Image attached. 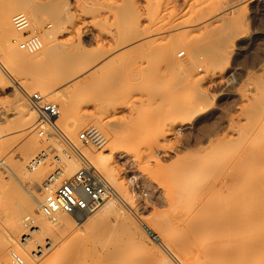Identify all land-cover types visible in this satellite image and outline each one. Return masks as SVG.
Here are the masks:
<instances>
[{"label":"rangeland","instance_id":"1","mask_svg":"<svg viewBox=\"0 0 264 264\" xmlns=\"http://www.w3.org/2000/svg\"><path fill=\"white\" fill-rule=\"evenodd\" d=\"M22 1L25 0H0V9L8 3H14L16 8L18 7L11 17L9 35L8 33L4 35L0 28V216L2 214L0 232H4L0 235L9 243L6 257L9 258L10 264L12 262L10 251L15 250L14 244L21 239L19 238L21 236L10 237L7 234L9 226L8 224L5 226V223H8V220L3 218L5 216L10 218V215L5 213L7 209L9 210L8 202L12 198L10 192L13 186L17 185L19 193L15 195L20 200L26 194H31L29 196L34 199L36 195L34 191L41 196L40 185L53 170V160L50 159L35 171L29 169L30 160L49 144H53L57 149L56 154L63 156L61 136L52 139L42 137L31 125L37 121L36 119L29 124L31 127L19 120L21 117L18 114H21L22 103H28L29 109H32L29 102L30 95L27 93H36L39 90L36 89L39 83L49 85L47 94L43 91L41 93L59 105L61 116L58 122L61 126L59 123L58 125L62 127L64 124L66 128L72 129L69 131L66 129L72 135H68L65 127L64 133L61 134L65 136L64 134L67 133L73 141L77 140L78 144L75 142L78 145L77 149L102 172L115 193L122 199L116 202V207L110 213L111 216L105 217L106 220L103 221L106 223L113 221L114 224L119 221L116 224L122 223L127 225L126 227H131L129 231L134 234L136 241L132 242L140 247L141 241L149 248L145 250L146 246L143 244L145 249L141 245L142 250L136 245L138 249L134 253L142 250L143 254L142 251L138 254L142 255L144 260L156 257L150 262L177 264L176 260L180 258L181 261L186 260L189 264H197L196 259L199 257L202 261L203 259L206 261L207 259L204 258L206 253L203 252L205 248H201L199 254L200 246L197 244L187 243L190 245L189 251L186 250L187 247L183 250H181L182 246L178 248L180 243H176L178 245L174 243L172 247L165 246L162 239L163 232L158 223L167 220L179 212V209L183 212H187L186 210L193 212L202 203L211 208L219 203L221 207L229 206L233 197L227 192L232 188L242 191L241 202L244 207H252L257 198L252 193H244L248 189L245 180L232 182L231 177L238 176L242 179L258 173L264 174V0H179L178 2L174 0L176 4L173 15H176L177 18L174 19L177 20L172 21L174 23L180 19V22L188 21L186 23L189 26L183 23L179 27L180 30L178 29L179 33L173 32L174 34L167 35L166 39L159 40L162 44L168 43L167 48L164 49L165 54H162L161 45H158L152 37L149 39L152 42L148 41L150 43L138 47L140 50L136 48L131 51L128 46L130 50L128 53L126 44L127 39L131 37L130 32H126L128 21H123L121 16L120 20L121 13L118 14L120 9H124V1L26 0L42 10L41 20L34 19L29 11H24L21 8ZM138 1L143 5L140 6L142 14H149L147 17L139 13L143 24V27H140L144 28L148 18L152 20L147 21L149 24L146 25H153V19H158V16L156 17L150 8V11H147L148 0ZM66 9L69 10L70 16L65 19L61 17L59 20L50 16L56 11L59 13L62 10L67 11ZM20 12L29 17L30 24L32 23V28L35 30L28 28V33L38 34L44 45L47 41L45 38L51 34H54L59 42L51 58L27 68L16 66L7 58L6 45L9 39L11 41L15 39L13 42L16 43L15 46L25 51L19 47L24 33L17 28L14 21L15 16ZM172 18L173 16L170 17ZM137 27L136 29L133 27L131 31L141 30ZM150 28L149 26L144 28L146 29H143L144 33L147 34ZM143 31H139V34ZM150 33L148 32L147 35ZM155 46L160 47L158 51H155L158 49ZM24 53L33 55L27 51ZM134 56L136 58L131 61ZM125 67L127 71L124 70ZM88 69L92 72L90 77L86 76ZM118 71H121V75ZM114 76L116 78L118 76V81ZM21 82L28 83L25 84L29 87L28 92L24 91L23 88L27 87ZM64 99L71 102V114L67 117L63 116L62 112ZM35 115L38 116L37 112ZM47 128L49 132H53V128L48 126ZM87 128L95 129L102 136L101 147L81 144L78 136ZM54 129V133L59 131L55 127ZM115 132L118 137L114 136ZM96 156L104 158L105 169L97 166V162L93 159ZM15 164L18 166L16 172L13 170ZM67 164L65 169H71L68 172L72 174L81 165V159L73 156L71 160H67ZM110 176L116 182L111 181ZM223 181L227 182V186L231 189L222 190L220 187ZM38 182L40 185L35 187L33 184ZM210 185L211 189L205 191ZM31 191L33 193H30ZM191 191L195 193V196L190 195L195 197L193 199L196 202L193 204L185 201V195ZM113 199L116 197L109 201ZM104 205L106 203L90 215H81L80 220L77 219L72 224L73 227H68V230L66 227L63 228L67 233L63 229L61 231L54 229L53 235L47 233L43 238L42 235L34 234L36 227L24 224L25 217L28 215L36 217L38 226L57 222H51L49 218L37 216L33 212H26L20 220L24 228L21 235L26 240H31L33 236L40 240L33 250L31 249L32 256L37 261L35 264H47V261L51 262L54 259L51 258L54 256L57 258L58 255L62 258V253L67 250L68 244L70 246L65 254L73 247L77 250L88 249V254L91 255L94 253L89 250H99L98 245L102 244L104 248L106 239L104 243L101 237L95 240L92 233L95 230L88 223L98 217ZM180 228L182 231L185 230L184 226L180 225ZM115 234H112L113 238ZM109 235L111 236V233L107 236ZM105 236L102 238L107 237ZM45 238L48 239L46 240L48 243L44 241ZM107 238L111 240V237ZM113 238V241L118 239ZM70 239L74 244L69 242ZM48 244L49 247L54 246V249L48 250L49 253L43 257L35 258L34 251L37 252L40 247H48ZM63 249L65 250L62 251ZM149 250L152 257L149 255ZM100 251L99 254H103V249ZM145 252L151 258L146 256ZM86 254L84 251L82 264H85V261L88 264L89 261H93L90 259L92 256L89 258ZM99 254L93 256L96 262L100 257ZM22 255L25 257L24 254ZM96 256L99 257L95 259Z\"/></svg>","mask_w":264,"mask_h":264},{"label":"bare ground","instance_id":"2","mask_svg":"<svg viewBox=\"0 0 264 264\" xmlns=\"http://www.w3.org/2000/svg\"><path fill=\"white\" fill-rule=\"evenodd\" d=\"M121 1L122 2L124 1L123 2L124 3L123 5H125V6H124V9H120V11L118 13V14L121 13L119 15V19H120V16H121V18H122L123 21L124 20H127L128 21V24L126 23L127 21L125 22L127 24L126 25L127 27L125 26L126 27V32L127 31L130 32V35H131V37H129V35L127 36V37H129V39H127L128 40L127 41V44H126L127 47L124 46V47H126V49L128 48L127 49L128 50V53L130 51L128 46H130L131 51L134 50V49H136V48L138 50H140L138 47H140V46L142 47L143 44L145 45V44H148V43L152 42V41L149 40L152 37V38H154L153 40H156V42H157L158 45H161V49L163 48L162 50L160 49V51L162 52V54H165L164 52L166 50H164V49L167 48L166 45L168 43L165 42L166 44H164V43L162 44V42H160L159 40L162 41L163 38L166 39V36L167 35L170 36L171 34H174L173 32L179 33L178 32L180 30L179 27H180L181 24L184 23L183 21L180 22L181 19L178 22L176 21L177 24L174 23V21H172L174 18H177V17H175L176 15L175 16L173 15V11H174L173 8H174V6L176 4V3L174 4L175 1L174 0H148V7H147L148 10L146 9L145 6H144V8L147 11H150L149 10V8H150L152 10V12L155 14V16L156 17L158 16L157 18L160 19V20L153 19L152 24L153 23L154 24L151 25V26L148 25L149 28L151 27L150 30L147 31V34H148V32L149 33L151 32L149 35L145 34L144 33L145 31H143V29L146 28V27L148 28V26L146 25L148 23L147 21H150V19L152 20V18H148L149 20L146 19L147 20V21L145 20L146 21V23H145L146 26L144 25V28H142L143 27V24L141 23L142 18H141V15L139 14L140 12L142 14V10H140L142 8H140V6H143V5H140L139 4V3H141V1H138V0H121ZM176 1L178 2L179 0H176ZM235 2H237V1H235ZM17 8H16V5L14 3H8V4H6L5 6H3L0 9V19H1V27L0 28L3 31L4 35L7 34V33L9 35V33L11 31V28H10V22H12L11 21V17H12V14L15 12V10ZM21 8L24 11H29L34 19L41 20L40 17L42 15V10L38 6L31 5L28 1L25 0V1H22ZM66 10L67 11H63L62 10V12H60V13H59V11H56V12H54L52 14L50 13L51 14L50 16H52V17L54 16L57 19H59L61 17H63L65 19L66 17L70 16L69 10L68 9H66ZM66 12H68V13H66ZM144 12L145 11L143 10V13ZM142 15H147V17H148L149 14L146 13V14H142ZM171 15L173 16L172 19H170V17H172ZM166 16L170 19V22H169V19ZM165 17H166L167 20L164 19ZM143 19H145V18H143ZM164 20H166L167 22L164 21ZM174 20H177V19H174ZM214 20H215V18H214ZM155 21H157V22L155 23ZM186 22H188V21H186ZM200 24L202 25L203 23H200ZM208 24H209V22H208ZM28 25H29V28H31L32 30H34L32 28V23L31 24L29 23ZM132 25H133L134 28L135 27H137V29H140L141 28V30L143 31V33L141 32L142 34H139L140 33L139 31H141V30H139L137 32L135 30L136 28L133 29L135 31H131L132 28H133ZM73 26H75V25H73ZM140 26H142V27H140ZM64 27H65V25H64ZM122 27H124V26H122ZM194 27H196V26H194ZM202 27H204V25ZM127 28L130 29V30H127ZM74 30H76V29H74ZM144 30H146V29H144ZM181 30L183 31L182 27H181ZM187 31L189 32V30H187ZM183 32H185V31H183ZM143 34H145V35L143 36ZM169 36H168V38H169ZM45 39L47 41L45 40L46 41L45 45L43 43V48L40 51H38V52L31 53L33 55L24 53V52H26V50L25 51H22L18 47H16L15 46L16 43L15 44L13 43L15 41V39L13 41H11V39H9L8 42H7V45H6V47H7L6 49H7V58H8V60L12 61V63L14 62V64H16V66L19 65L20 67L27 68V67H30V66H32L34 64L42 63L41 61L42 60L44 61L46 58H48V59L51 58L53 56L54 50L56 49V47L59 46L58 45L59 42L57 41V39L54 36V34L53 35L52 34L49 35V37L48 38H45ZM148 41H150V42H148ZM124 42L126 43V40ZM157 44H155V45H157ZM150 46H151V44H150ZM155 47L158 48L155 51H158L159 48H160V47H157V46H155ZM126 49H125V51H127ZM147 51H145V52H147ZM149 57H151V56H149ZM158 57H159V55H158ZM168 57L172 58L171 56H168ZM132 58L133 59H131V61L134 60V58H136V57L134 56ZM143 58H145V57H143ZM146 62H148V60ZM133 63H135V62H133ZM153 65H152V67H153ZM146 66H147V63H146ZM142 67H143V65H142ZM124 70H126V67H125ZM129 71L130 70H128V72ZM91 73H92L91 70L88 69L87 70V73H86V76H89ZM118 73L120 74L121 71L120 72L118 71ZM114 77L116 78V76H114ZM116 80L118 81V76H117ZM21 83H23V86L24 87H27L28 86V85H25V84H28V83H24V82H21ZM118 85H119V83H118ZM30 87L32 88V86H30ZM123 88H125V87H123ZM23 89H25L24 91H27V89H29V87L23 88ZM36 89H39L37 91H40V93H41V91H43V92L46 93V91L49 90L50 87H49L48 84L39 83V85H38V87ZM30 90L32 91L33 89H30ZM132 90H134V89H132ZM135 91H136V89H135ZM137 91H139V90H137ZM49 92H51V91H49ZM139 92H142V91L140 90ZM144 92H145V90H144ZM147 93H149V92H147ZM30 94L31 93H27V95H30ZM47 98H48V96H47ZM147 100H148V98H147ZM23 102H24V99H23ZM63 102H64L62 104V106H63V110H62L63 116H66L67 117V115L69 116V114H71V110H72V108H71V102L68 99H64ZM22 104H23V105H21L22 106V109L20 108L21 109V112L18 109L19 112L21 113V114H18V116L20 115V117H21V118H19V120H21V122L23 121L25 123V125L28 124V126L31 127V125H32L34 127L35 124L38 121L37 118H39L38 116L35 115V112L36 111L30 105L31 108H32L31 110H34L35 112L34 111H31L29 109V107H28L29 105H27L28 103L26 104V102H25V103H22ZM35 117H37V118H35ZM35 119L37 121L36 122L34 121L35 122L34 123L33 120H35ZM24 123H22V124H24ZM58 123L59 122L57 121L56 124L53 125V127L57 128L61 133H64V127H65V130L69 128V127L66 128V125H64V124L62 125V127H63L62 128V127H60L61 124L59 123L60 124V126H59ZM29 124H31V125H29ZM111 129H113V128H111ZM69 130H72V129H68V131ZM68 131L66 130L67 133H68ZM67 133L64 134L65 135L64 137H66V139L70 140L71 142H74V143L76 142L78 144L77 140L74 139V141H73L68 136L70 133H68V135H67ZM116 133L117 132L114 133V136H117ZM118 133H120V132H118ZM70 135H72V134H70ZM121 135H123V134H121ZM117 139H114V140L116 141ZM77 147H78V145H77ZM263 157H264V154H263ZM96 158H97V156H96ZM96 158H93V159H94V161L97 162V164H98L97 166L102 167L103 169H105V163H106V161L104 160V158L102 156H100V158L99 157L97 159ZM15 166H14L15 168H13V167L12 168L16 172V171H18V166L16 164H15ZM69 170H71V169H69ZM69 170H66L65 169V174L66 175H71L70 174L71 172H68ZM72 174H73V172H72ZM231 178L233 179V180H231L232 182H234V181L235 182L236 181H244V180L246 181V183L248 184L247 185L248 189L246 191H244V193H246V194L252 193L253 195H256V197H257V198H255V202H254L253 206L250 207V208H247V207L242 206V202H241V199L243 198L242 197L243 196L242 195L243 194L242 191H240L239 189L236 190V189L232 188V190H228V192H227L228 195L230 193L229 196H232L233 197V201L229 202V204H230L229 206L221 207V204L220 203H219V205H216L215 204L216 206L214 204H210V205H214L215 206L214 208H211V206L210 207H206V206H204L205 204L203 205V203H202V205L200 204L199 207L197 206L198 208L197 209H194L193 212H190L189 210H186L187 212H183L182 210L179 209L178 210L179 212H177V213L174 212L175 214L172 215V216H170L167 220L162 221V222L159 221V223H158L159 224L158 226L162 229V232H163V238L162 239H164V242L166 244L165 246H171L172 247V244H174V243L175 244L176 243H180L181 245H178V244H176V245H178V248H179V246H180V248L182 246V249L181 250H183V249H186V247L188 248V246H190L187 243H190L191 245L192 244H197L198 246H200V247H198V248H200V249H198V253L199 254L202 251L201 248H203V249L205 248L203 252L206 253V256L204 258H206L207 260L205 259L206 261H204V259L202 258L203 261H204L203 262L196 255V257L198 258V259H196V263L197 264H264V174L263 173H258L256 175H252V176H249V177H244L246 179H244V178L241 179V177H238V176L231 177ZM109 179H111V181H113V182H116V180H113V177L112 176H110ZM39 182L37 184H33V185L35 187H37L38 184H39ZM41 182H43V181H41ZM201 182H202V180H201ZM203 182H204V180H203ZM199 185H201L200 184V181H199ZM199 185H198V187H200ZM223 185H222V187H220L222 190L223 189H226V190L227 189H231V188H229L227 186V182L223 181ZM40 187H41V185H40ZM198 187H196V190L198 189ZM208 187H210V188H206L205 191H207V189H211V185L208 186ZM28 189H29V187H28ZM194 189H193V191H194ZM196 190L194 192H196ZM191 192L190 193H187L185 195V201L188 202V203L190 202V204L191 203L193 204V202L194 203L196 202V200L193 199L195 197H192V196H195V193L194 192L191 193ZM210 192H211V190H210ZM18 193H19L18 192V187H17V185H14L13 188H12V190H11V192H10V194H12V198L8 202L9 205H10V206H8L9 207V210L7 209L6 212H5L6 214L10 215V218H9V216H8V218H6V216L3 217L4 220L5 219H6V221L8 220V223L7 222L5 223V226L7 224L9 226V227L7 226L8 228L6 227L7 230H8V233L7 234L10 237L11 236H17V235L18 236H21V237H19L21 239H19V241H17V243H15L14 246H13V248L15 250H17V251H15V250H12V252L10 251V256H11V259H12V255L14 254V252H17V253L19 252V254L21 253V255L22 254L25 255V260H26V263L27 264H35L36 259H34L33 258L34 256H32V250L36 246V243L38 241L40 242V240L36 239L34 236L32 237L31 240H28V239L26 240V238L22 237L21 233L24 230V228H23L22 224L20 223V220H21V218L23 217V215L26 212H33V213H35V215L40 216V217H43V218L44 217L48 218V217L41 210V205L40 204H41V201H42V194H41V196H39V194L36 191H34V193L36 194L35 197L33 196L34 199L31 198L32 196L31 197L29 196L31 194H29V195L26 194V196H24V198H21V200H20V198L18 199L17 196H16ZM30 193H33V192L31 191ZM191 194H192V196H190ZM202 194H204V193H202ZM210 194H212V192ZM227 194H225V195H227ZM40 197H41V199H40ZM114 197H116V199H113L112 201H109V200H111ZM16 198L18 199V201L16 200ZM200 199H201V197H200ZM117 201H122V199L113 190V192L110 195V197L103 203V204L106 203V205H104V207H102V209H100V213L98 214V217H96L95 219H92V220H90L88 222L89 223V226H93L92 229L95 230V231H92L91 230L92 233L94 234L93 236H94L95 240H96L97 237H101V240H103V243H104V240L105 239H106V241L109 242L107 244L106 241H105V247L104 248L102 247L104 245H102V244L101 245H98L97 244L99 246L98 247L99 250H96V251L95 250L94 251L89 250L91 253L93 252L96 255V254H99L100 249H103V254L102 253L99 254V256H100V257L98 256L99 258L97 256L95 257V259L98 258L99 260L97 259V262H96L94 260V257H93L95 255L93 253H92L93 255H91L90 253H89L90 254L89 255L88 254V249L87 250H85V248L84 249L81 248V249H83L88 254V255L86 254L87 257H89V256H92L93 257V258L92 257L91 258L89 257V258L93 260L91 262H93V263H94V261L96 262L94 264H153V263L155 264V263H157L155 261L150 262V261L153 260V258H156V257H153L150 260H147L148 258L146 257L147 259L144 260V258H142V255L140 256V254H138V252H140V251L143 250L141 247L145 243H142L139 239L138 240L140 241V243H141L142 246L139 243V245H140V247H139L135 243L136 241L134 239L135 238L134 237V234H131V232H130L131 230L129 229L131 227H129V226L126 227L127 225H124L122 223L116 224L117 222L119 223V221H117L115 224L112 223L113 221L111 223H110V221L108 223H106L105 221H103L105 219V217H108L109 218V216H111L110 213L112 212V209L116 207V202ZM103 204L101 206H103ZM198 204H195V205H198ZM208 206H209V201H208ZM207 208H209V209H207ZM1 216H2V214H1ZM3 216H4V214H3ZM80 216H81V214H67V213H64V212H58L53 217H50L49 218V221H51V222H57V223H55V224H52V223H43L41 226H38V225H36V217H34L32 215H28V216L25 217V221L26 222L24 224L26 226H29V220H31L32 222H34V225L32 226V227H36V229L34 230V234L42 235V238H43V237L46 236L47 233L48 234L50 233L51 235H53L54 233L52 234V232H53L54 229H56L58 231H61L63 228L66 227V229L68 230L69 229L68 227H70V226L73 227L72 224H74L77 219L80 220ZM103 222H105V223L102 224ZM180 225H181V227L182 226L185 227V230L184 231L181 230ZM161 229H159V230L161 231ZM182 229H184V228H182ZM1 230L3 231V229H1ZM26 230L28 231L27 228H26ZM63 230H65V229H63ZM67 230H65V232ZM62 232H64V231H62ZM0 233H4V232H0ZM110 233H111V236L110 235L107 236ZM112 234H115V237H117L118 239H116V240L113 241L112 238H113L114 235H112ZM118 234H119V236H118ZM104 235H106L109 238L111 237V240H109L106 236H105L106 238H102V237H104ZM65 238H62V239H65ZM132 238H133V240H132ZM97 239H99V238H97ZM41 240H43V239H41ZM46 240H48V239L45 238L44 241L47 242ZM75 240H76V238H75ZM98 241L99 240H97V243H98ZM132 241H135V242L133 243ZM69 242H71V239H70ZM164 242H163V244H164ZM72 243L74 244V242H71V244ZM183 243H185V244H183ZM8 244L9 243H7V241L4 240L3 236L0 235V264H10L9 258L6 257L7 256V252H8V248H9V245ZM132 244H135V245H132ZM42 245L40 244V246H42ZM68 245L70 246V244H68ZM97 245H96V247H97ZM136 245H137V247H139L142 250L139 249L140 251H138V252L136 251V253H134V251L136 249H138V248H136ZM49 246L50 245L48 244V247ZM69 246H67V250H68V247ZM77 246H79V244ZM100 246L102 248H100ZM145 246H146V244H145ZM145 246H143L144 249H145ZM48 247H45V248L44 247H40L39 249H37V252L35 250L34 251V254L36 256L35 258L43 257L45 254L49 253V252H47L48 250L50 251L51 249L52 250L54 249L53 248L54 246H52V245H51V247H49V248ZM89 247L90 246L88 245L87 248H89ZM81 249L80 250H77V249H74V247H73L66 254H65V252H67V250L63 249L62 251H64V250L65 251H64V253H62V258L61 257L59 258L60 255H58V257H57L59 259L58 260L56 258V256L53 255L54 257H52L51 259H53V258L54 259L52 261L49 259L51 262L47 261L46 263L47 264H82V261L84 259V257H83L84 251L81 250ZM147 249H149V248L146 246V249L145 250H147ZM189 249H190V247L188 249H186V250L189 251ZM186 250H184V252H186ZM100 252H102V251H100ZM171 252H172V250H171ZM198 253L196 252V254H198ZM63 254H65V256ZM135 254H137V255H135ZM142 254H143V251H142ZM145 255H146V252H145ZM149 255L151 256L150 250H149ZM149 255H146V256H149ZM169 256H172V255H169ZM184 256H185V254H184ZM178 260H176L177 261V264H189V263H187L188 261H186V260H185L186 262L185 261H181L180 258ZM91 262L89 261L90 264H93ZM159 262L160 261H158V263ZM86 263L88 264L87 261H85V264ZM11 264H12V262H11ZM170 264H172V263H170Z\"/></svg>","mask_w":264,"mask_h":264},{"label":"built area","instance_id":"3","mask_svg":"<svg viewBox=\"0 0 264 264\" xmlns=\"http://www.w3.org/2000/svg\"><path fill=\"white\" fill-rule=\"evenodd\" d=\"M18 29L24 33L20 47L30 53H35L43 48V40L36 33H28L30 20L24 13H19L14 18ZM27 32V33H26ZM29 102L38 113V121L34 128L42 137L54 138L61 136L60 145L63 147V156L56 154L53 144L47 145L40 153L29 162V169L35 171L41 165L53 160V170L46 176L41 184L42 194L41 210L48 217H53L58 212L67 214L90 215L94 213L112 194L113 188L102 172L77 149L74 142L66 139L61 132L55 131L53 125L61 116L57 102L49 100L46 95L36 92L30 94ZM50 127L53 132L47 130ZM79 141L83 146L101 147L102 136L93 128L80 132ZM50 141V140H48ZM73 156L81 159V165L71 175L65 174L67 160ZM34 222L29 220V226ZM12 264H27L25 257L17 252L12 255Z\"/></svg>","mask_w":264,"mask_h":264}]
</instances>
